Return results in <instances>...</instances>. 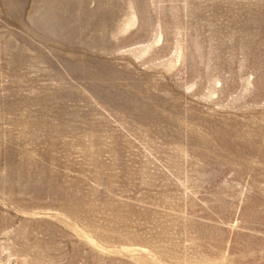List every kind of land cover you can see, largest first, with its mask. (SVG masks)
<instances>
[{
  "label": "rangeland",
  "instance_id": "rangeland-1",
  "mask_svg": "<svg viewBox=\"0 0 264 264\" xmlns=\"http://www.w3.org/2000/svg\"><path fill=\"white\" fill-rule=\"evenodd\" d=\"M0 264H264V0H0Z\"/></svg>",
  "mask_w": 264,
  "mask_h": 264
}]
</instances>
